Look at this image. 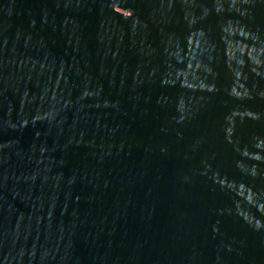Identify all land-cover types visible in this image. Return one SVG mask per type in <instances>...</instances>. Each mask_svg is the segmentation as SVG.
Returning <instances> with one entry per match:
<instances>
[{
  "label": "water",
  "instance_id": "obj_1",
  "mask_svg": "<svg viewBox=\"0 0 264 264\" xmlns=\"http://www.w3.org/2000/svg\"><path fill=\"white\" fill-rule=\"evenodd\" d=\"M0 264H264V0H0Z\"/></svg>",
  "mask_w": 264,
  "mask_h": 264
}]
</instances>
